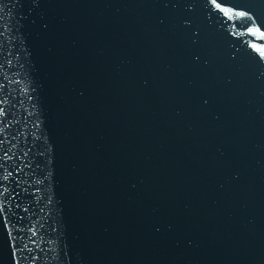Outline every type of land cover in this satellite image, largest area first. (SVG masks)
<instances>
[{
  "label": "water",
  "instance_id": "obj_1",
  "mask_svg": "<svg viewBox=\"0 0 264 264\" xmlns=\"http://www.w3.org/2000/svg\"><path fill=\"white\" fill-rule=\"evenodd\" d=\"M0 264H264V0H0Z\"/></svg>",
  "mask_w": 264,
  "mask_h": 264
}]
</instances>
